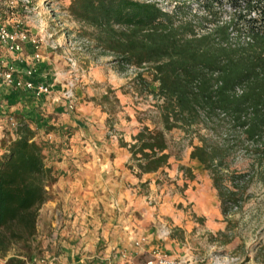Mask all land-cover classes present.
<instances>
[{
	"label": "trees",
	"instance_id": "1",
	"mask_svg": "<svg viewBox=\"0 0 264 264\" xmlns=\"http://www.w3.org/2000/svg\"><path fill=\"white\" fill-rule=\"evenodd\" d=\"M196 1L203 14L195 18L143 0H70L67 7L81 35L115 56L121 68H147L157 84L156 90L150 89V82L137 74L145 89L162 98L163 121V129L142 126L128 146L139 174L170 165L164 130H190L214 118L226 120L231 131L240 132L241 142L264 158V0H225L231 9L227 19L219 16L221 0ZM20 131L0 160V257L19 246L5 264L31 260L39 210L50 198L47 187L63 175L55 164L63 144L48 135H70L56 126L46 128V137L29 127ZM198 140L189 159L208 171L225 214L239 199L223 184L224 160L232 144L207 136ZM185 171L192 180L191 170ZM244 176L235 174L231 180Z\"/></svg>",
	"mask_w": 264,
	"mask_h": 264
},
{
	"label": "rangeland",
	"instance_id": "2",
	"mask_svg": "<svg viewBox=\"0 0 264 264\" xmlns=\"http://www.w3.org/2000/svg\"><path fill=\"white\" fill-rule=\"evenodd\" d=\"M3 1L0 0V3ZM69 1L30 0L28 6L16 3V18L27 30L29 38L38 40L37 48L30 42L25 44L24 55L31 56L35 50L40 54L41 59L36 62L39 79L43 81L46 77L50 84L61 85V94L70 85L74 97L73 108L70 110L73 112L86 110L90 106L89 108L94 107L105 113V135L116 137L119 144L125 143L124 138H129V130L137 129L133 131L136 134L144 125L163 129L159 107L162 101L137 81V74L142 73V77L150 82L149 88L156 90L157 84L151 80L149 70L121 68L115 56L103 52L81 35V26L73 22L67 13ZM143 1L155 2L166 11L177 10L185 18L203 14L196 0ZM221 4L223 7L219 16L227 19L231 9L225 0H221ZM55 45L56 48L53 47ZM8 55L4 53L3 58L8 59ZM68 58L75 65H71ZM26 64L33 65L35 61L29 59ZM60 98H63L62 95ZM7 113L22 123V130L26 127L24 119L10 111ZM1 125L0 148L5 150L11 134L3 117ZM46 128L45 125L40 133L35 131V135L46 137ZM164 133L170 153V165L159 170L155 175L157 178L142 184L140 190L141 195L148 196V183L151 182L156 185L158 194L167 197L159 204L154 201L149 203L146 199L145 204L156 210L162 208L161 211L164 212L157 211L161 221L153 215L155 221L144 224L152 230L155 226L158 227L155 235L158 233L159 249L184 264H264V158L254 155L252 147L241 142L240 132L231 131L226 120L214 118L207 125H195L190 130L174 127L164 130ZM119 134L122 136L118 137ZM133 136L132 142L128 141L129 144L134 142ZM200 136H207L218 142L229 140L232 144L224 160L223 184L236 191L239 199L236 204L228 205L225 214L221 211L217 191L208 171L189 159L191 147L199 143ZM66 137L60 138L53 133L48 135L55 144H63L60 161L68 159L66 153L71 135ZM56 157L55 155V160ZM127 168L133 175H141L131 158ZM185 168L191 170L194 176L192 180L187 179ZM235 174L245 176L231 180ZM160 189L162 193H159ZM49 195L51 198L50 191ZM136 213L140 218V213ZM64 218L71 219L60 212H53L50 220L44 214L38 216L36 234L31 241V260H27L26 264L67 262L64 247L70 240L61 230ZM164 228L169 229L168 236L162 234ZM140 238H144L143 245H135V241ZM146 243L147 239L142 236L127 248L133 261L146 262L152 258L151 251L141 252ZM18 248L16 245L5 257H0V264H5L9 256L17 254Z\"/></svg>",
	"mask_w": 264,
	"mask_h": 264
},
{
	"label": "crops",
	"instance_id": "3",
	"mask_svg": "<svg viewBox=\"0 0 264 264\" xmlns=\"http://www.w3.org/2000/svg\"><path fill=\"white\" fill-rule=\"evenodd\" d=\"M4 53L1 48L0 57ZM8 56L7 60H11L12 56ZM43 81L47 82V78ZM61 90V85L52 83L49 94L36 95L2 84L0 132L4 110L24 119L26 127L32 131L40 133L45 125L69 129L68 159L55 163L63 175L49 188L52 197L43 203L38 215L44 214L48 220L53 212L71 217L62 222V233L70 240L64 247L67 262L63 263L122 264V255H130L127 248L142 236L147 243L141 252L151 251L152 257L157 252L165 254L159 249L158 233L155 235L158 227L152 230L144 224L155 221L153 215L161 221L157 211L164 213L162 208L146 207V199L159 204L167 197L158 194L156 185L151 182L148 183L149 195L140 193L141 185L157 178L159 170L135 176L127 168L131 156L128 146L137 129L129 130V138H124L126 146L119 144L116 137L105 135V113L90 106L73 112L68 109L67 101L60 98ZM4 151L0 148V160ZM136 212L140 213V218Z\"/></svg>",
	"mask_w": 264,
	"mask_h": 264
},
{
	"label": "built area",
	"instance_id": "4",
	"mask_svg": "<svg viewBox=\"0 0 264 264\" xmlns=\"http://www.w3.org/2000/svg\"><path fill=\"white\" fill-rule=\"evenodd\" d=\"M22 3L24 6L30 4V0H4L0 3V48L5 53L12 56L11 60L0 57V86L2 84H10L14 88L27 90L33 94H49L51 92V84L39 81L38 68L36 62L41 59L40 54L35 50L31 56L24 55V46L30 42L37 48L38 40L30 39L27 30L23 27L21 21L16 18V3ZM3 17H5L3 19ZM56 48L57 46H53ZM31 59L35 64H26ZM71 65L75 62L68 58ZM237 92L241 90L237 89ZM63 98L67 101V107L73 108V93L71 86H67L62 92ZM162 101V98H160ZM7 129L11 134V139L21 136L22 123L6 110L2 112ZM169 229L164 228L162 234L168 236ZM144 238L135 241V245H140ZM123 264H184L183 261L177 260L175 257L168 256L157 252L150 260L146 262H135L130 256L122 255Z\"/></svg>",
	"mask_w": 264,
	"mask_h": 264
}]
</instances>
